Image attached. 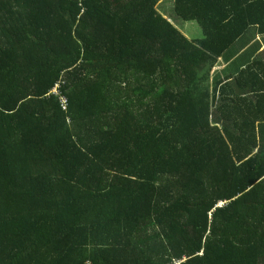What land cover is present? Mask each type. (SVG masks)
Listing matches in <instances>:
<instances>
[{
  "label": "trees",
  "instance_id": "trees-1",
  "mask_svg": "<svg viewBox=\"0 0 264 264\" xmlns=\"http://www.w3.org/2000/svg\"><path fill=\"white\" fill-rule=\"evenodd\" d=\"M161 1L0 0V264H264V0Z\"/></svg>",
  "mask_w": 264,
  "mask_h": 264
},
{
  "label": "rangeland",
  "instance_id": "rangeland-1",
  "mask_svg": "<svg viewBox=\"0 0 264 264\" xmlns=\"http://www.w3.org/2000/svg\"><path fill=\"white\" fill-rule=\"evenodd\" d=\"M174 0H162L159 5H158V10L166 17L168 20L176 25L179 29L185 30L182 31L188 38H202L204 37V31H202L200 25L197 22H184L180 20L175 14H174ZM264 50L262 51V53ZM259 53H261L259 51ZM225 61V60H224ZM228 62V61H226ZM231 63L229 62L228 66ZM221 65V63H220ZM219 65V66H220ZM226 65H223L225 67ZM222 68L220 67L219 69H214L215 73L220 72V73H226L228 74L230 72V69Z\"/></svg>",
  "mask_w": 264,
  "mask_h": 264
},
{
  "label": "crops",
  "instance_id": "crops-1",
  "mask_svg": "<svg viewBox=\"0 0 264 264\" xmlns=\"http://www.w3.org/2000/svg\"><path fill=\"white\" fill-rule=\"evenodd\" d=\"M181 31H184V32H185L184 29L181 30ZM263 39H264V36H263V35L255 36V37H253V38L251 39L250 44H252L253 42L259 40V41H261V44L263 45V50H264V42H263ZM242 50H243V48H242ZM260 52L262 53V50H261ZM261 53H260V54H261ZM239 55H240V53H239L237 56H239ZM220 63H221V65H220ZM220 63L218 64V66L215 67V71H216V69H219L220 67H222V68H226V67L228 66V64H229V62L224 61L223 58H221ZM219 65H220V66H219ZM223 65H226V66L223 67ZM232 65H233V63H231V64L228 66L227 69H230V71L235 72L236 69H235V67H233ZM215 71H214V72H215ZM222 74H224V73H222Z\"/></svg>",
  "mask_w": 264,
  "mask_h": 264
},
{
  "label": "built area",
  "instance_id": "built-area-1",
  "mask_svg": "<svg viewBox=\"0 0 264 264\" xmlns=\"http://www.w3.org/2000/svg\"><path fill=\"white\" fill-rule=\"evenodd\" d=\"M52 94L54 95H57L60 97V100H61V105L63 107L64 110L67 109V106H68V99L64 96L61 95V92L60 90L58 89V86L55 87L53 90H52Z\"/></svg>",
  "mask_w": 264,
  "mask_h": 264
}]
</instances>
